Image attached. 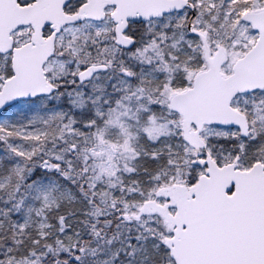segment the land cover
<instances>
[{
  "label": "snow or ice",
  "instance_id": "snow-or-ice-1",
  "mask_svg": "<svg viewBox=\"0 0 264 264\" xmlns=\"http://www.w3.org/2000/svg\"><path fill=\"white\" fill-rule=\"evenodd\" d=\"M0 264H264V0H0Z\"/></svg>",
  "mask_w": 264,
  "mask_h": 264
}]
</instances>
